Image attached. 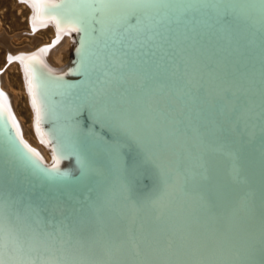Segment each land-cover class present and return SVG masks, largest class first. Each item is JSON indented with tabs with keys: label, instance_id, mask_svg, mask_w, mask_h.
Instances as JSON below:
<instances>
[{
	"label": "bare ground",
	"instance_id": "1",
	"mask_svg": "<svg viewBox=\"0 0 264 264\" xmlns=\"http://www.w3.org/2000/svg\"><path fill=\"white\" fill-rule=\"evenodd\" d=\"M126 2L149 5L143 26L107 21L106 0H16L30 49L0 23L21 58L0 70L3 214L93 235L76 264H264V0Z\"/></svg>",
	"mask_w": 264,
	"mask_h": 264
},
{
	"label": "snow or ice",
	"instance_id": "2",
	"mask_svg": "<svg viewBox=\"0 0 264 264\" xmlns=\"http://www.w3.org/2000/svg\"><path fill=\"white\" fill-rule=\"evenodd\" d=\"M21 2L40 3V0H21ZM105 9V18L114 22L119 28L129 30L133 27H141L145 23L146 9L149 5H141L126 0H106L102 5ZM85 30L93 23H99L93 19L89 21L84 18ZM59 27V25H57ZM76 30V29H74ZM9 61L20 59V57H9ZM33 59H35L33 57ZM69 73L73 69L68 70ZM29 91L32 92V84L29 81ZM33 105L36 106L33 93ZM37 111V127H39V107ZM0 118L6 119L3 113ZM15 119L14 117L12 118ZM131 123V117L126 114V119L121 121L122 126L127 127ZM19 134V125H16ZM24 148L36 155L34 149L23 142ZM135 239L134 233L129 236L132 243ZM192 245V251L201 258L211 259L218 250L217 241L209 238L199 230H193L187 236ZM93 235L73 236L71 232H65L62 228L49 230L43 222L36 217H20L18 214L5 216L0 207V264H76L77 257L74 253L87 250L94 243ZM133 246H135L133 244Z\"/></svg>",
	"mask_w": 264,
	"mask_h": 264
},
{
	"label": "rangeland",
	"instance_id": "3",
	"mask_svg": "<svg viewBox=\"0 0 264 264\" xmlns=\"http://www.w3.org/2000/svg\"><path fill=\"white\" fill-rule=\"evenodd\" d=\"M15 2H16V0H0V23H1V25H4V29L7 31V33L15 34L19 38L21 37V39H20V47L21 48L30 49L27 47L29 43H31L33 47H35L36 45L34 44L32 39L30 41L29 38L28 39L25 38V36H28V33L26 30L30 29V25L28 23L29 19H27L28 15L26 12L24 14V19H23V17H22L23 14L19 13L20 5L18 3H15ZM44 37H45L44 38L45 43H49L51 41V37H50L49 33H46L44 35ZM41 48H42V45H41V47L38 46L36 48V50L38 51V49H39L41 51ZM63 54H64L65 58H67V56L70 55L69 51L63 52ZM15 60L18 61L19 59H15ZM20 60H21V58H20ZM52 63H57V62L54 61ZM10 64H11V62L8 59V53H6L4 48L0 47V70H2L1 68H3V70H7L8 65H10ZM14 74L19 75L18 71L15 72ZM18 80L20 83L21 82L20 77H18ZM11 81H12V77H11ZM21 97H22V99L18 100V103L16 104V107H15L16 112L14 111V113H16L15 115H16L17 119L20 117L23 120L24 125L31 132V135L37 136L36 129L32 124V112L28 106V101L25 98V96L22 95ZM17 114H18V116H17ZM26 136H27V134H26ZM32 144L35 145L33 141H32Z\"/></svg>",
	"mask_w": 264,
	"mask_h": 264
},
{
	"label": "water",
	"instance_id": "4",
	"mask_svg": "<svg viewBox=\"0 0 264 264\" xmlns=\"http://www.w3.org/2000/svg\"><path fill=\"white\" fill-rule=\"evenodd\" d=\"M84 116L86 117V114H84Z\"/></svg>",
	"mask_w": 264,
	"mask_h": 264
}]
</instances>
